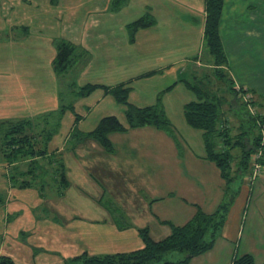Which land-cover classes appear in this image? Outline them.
I'll return each instance as SVG.
<instances>
[{"label":"rangeland","instance_id":"rangeland-1","mask_svg":"<svg viewBox=\"0 0 264 264\" xmlns=\"http://www.w3.org/2000/svg\"><path fill=\"white\" fill-rule=\"evenodd\" d=\"M82 1L85 2V0ZM165 1L167 5H171L172 3V0ZM184 1H186L185 3L187 5H191L188 2H193L195 0ZM203 1L205 3V0H202V2ZM259 1L261 2L260 10L258 12H255L256 7H253L251 10L248 9L246 16H242V18L240 19V22L242 23L236 25L234 24L235 30L237 31L234 32L235 35L232 36V39L226 38L225 41L228 42L227 45L229 50L227 51L229 57V75L234 79L236 88L244 86L246 87L244 83L247 81L250 85H252L250 86L251 89L263 87L260 90L264 92V0H258L257 2ZM13 2H23L24 4L30 2V4H32V2L34 1L0 0V18L3 17V20L6 17L8 18V15H10L12 12L11 9L13 8V6L11 7V5H13ZM36 2L42 3V20L49 19L48 14L44 13V11L53 10L51 8L54 7V11L57 13V11L55 10L56 6L54 5L56 4L54 3L55 1L40 0ZM238 2L239 6H243L244 9V6L249 2V0H238ZM80 3L81 0H60L58 4L60 5L59 7L65 6V8L69 10V15L66 17L67 19L64 20V24L62 27L66 30L65 32L68 33L71 37L79 35L78 33L76 34V32H78L80 27L76 25L77 22L74 21V17L77 15L76 11L79 10L78 7ZM85 6H83L82 9H85ZM99 7L102 8L101 5ZM146 10V7L136 6V8H134L133 12L130 15L123 14L121 16L122 24H125V22H131L139 18L146 12ZM252 10L253 13L251 12ZM226 15L227 9L224 12L225 17ZM51 16L52 13H50V21ZM84 16L85 15L80 13L78 15V19L80 20ZM108 17L109 16H105L104 19H107ZM243 18L247 19L245 23L242 21ZM185 19H187L186 16L184 17V20ZM103 23L107 25L111 22L110 20H105ZM2 25H4V21L0 24V101L2 99V95H9L12 97L14 94H16L18 95V99L19 101L21 100V102H19L17 99V103L16 101H13L15 104H12L5 102L4 99L0 102V108L7 107V110L16 112L23 107L26 100H30L32 93L27 89L29 86L36 84L38 78L41 79V85H50L49 80L46 79V72L44 71V68L48 67L46 65L47 62L45 61L46 55H44V52L47 51L46 49H42V55L40 56L41 69L39 71V74L34 64L36 62V58L35 56H33L30 47H25L24 49V53L26 54V56L24 57V63H19L18 65H16L15 63L12 64V59L10 58V56L14 55L15 52H13L12 49L8 48V45L12 41L13 38L11 36H14V33L11 32L10 28L6 29L2 27ZM7 25L8 23L5 24V27ZM94 25H98L97 22H94ZM94 25H89V30L86 31L89 35L93 33L92 36L90 35L85 38L86 43L88 44L89 51H85L83 47L81 48L78 46V54H81V56L78 55L74 64H72L71 67H69L66 71L62 72L59 75L57 74L58 79L55 82L57 94L58 96H60V100H58V102H60L62 106H68L71 103H74L73 105L76 107V112L83 116V119L79 124V129L84 132L92 130L97 125L99 120L107 115H115L124 125H127L125 106L117 103L112 97H110L112 103L111 105H108L105 102L97 106V100L101 96V91L94 93L89 98L83 99H78L75 95L80 86L85 85L88 82L97 81V79L94 78L96 73L95 68L98 65L104 64L105 61L112 62V56L108 54L107 47L105 43H103L104 39H101V41L98 42V37H96V32H94L93 28ZM49 28L50 27L46 28L45 31H49ZM168 28L170 29V27ZM57 31L58 30H55V28L53 27V30H51L50 32L56 34ZM147 31H149L150 37L140 36L139 44L133 43V45L130 44L129 46V51L131 52L132 57L127 58L132 60L130 61V63L137 64V68L131 70L130 74H137L146 70L157 69L161 66H164V64L166 63L178 61L179 63H177V65L181 68V70L186 71L185 77L187 79L193 80L194 74L198 71V73L195 75L198 76L199 74V79L203 78L204 80H206L205 83H207L212 90L221 93L225 92V94H227L228 86H225L227 85L226 82H223L216 78L212 68L206 63L208 59L210 60L212 58L207 51H204V54L196 51V54L199 53L198 60H200L197 63L191 59L193 55L187 54L190 50L186 52L180 50L178 53L172 52L169 55L163 56V60H160L156 54H151L152 51L158 50L159 48L161 49L162 44L166 42L163 39V34L160 31V27L153 26L151 28H148ZM191 32H193L192 36ZM118 33L121 34L123 38L127 37V31L125 28L119 30ZM146 34H148V32H145L144 35ZM184 35L185 39L187 38L190 42V45L187 46L191 50L196 49V46L193 45V43L196 41V31L190 28L185 31ZM224 36L226 37V35ZM101 43L103 44L100 46L97 45ZM94 45L98 46L99 51L94 49ZM167 46L170 49L177 50L179 46H182V40L176 37L174 41L170 40L169 45ZM83 52L87 53L85 54ZM102 52L104 53V57ZM90 53L92 56L90 55ZM183 55L184 57H182ZM121 56L122 59L125 60L123 53L121 54ZM92 57L94 58V60ZM88 63L95 64L93 65V69L91 71L83 75V68L86 67ZM3 71L5 73H3ZM204 73L207 76H203ZM158 79H160L159 76L150 79L143 78L141 80H138L134 83L136 87V93H144L146 85L151 88L152 93L155 90L161 88V81H158ZM174 80L175 79H172L171 76H166L163 79V85L172 84L173 82H175ZM179 87L180 88L178 90H175L172 93L175 104L172 108H169L170 119L174 125V129L176 135L180 140V143L185 145L186 147L191 146V149L194 150L197 155L202 156L206 152L203 142V131L194 129L190 125H188L184 117V107H182L183 102H186L185 104H187L192 99H196V96L189 89L185 88L183 84H180ZM180 89H184L185 94L178 95ZM256 91L258 92V90ZM188 93L190 97H188ZM251 94L249 93L252 98L253 94ZM258 94L260 95H256L258 103H263L264 105V94L260 92H258ZM228 96L231 101H235V96L233 94L228 93ZM225 109L227 110L231 127L234 133H236V131L239 130L240 125L239 118L233 112H231V110H229L227 105L225 106ZM69 110L70 109H67L66 111L65 117L62 121V126L58 127L57 129V131H60L57 134L58 136H55V140L50 143L52 148L58 146L61 136H66V134H68L70 129L73 127L75 115ZM46 114L47 112H44L28 117L0 120V194L4 196L5 203H9L8 207L10 211L13 212L17 209L21 212L25 211L22 218L18 217V215L13 214L14 216L11 215L8 216V218H5L6 222H4L3 219H0V232L6 230V223H9L8 228L13 234H8L13 236H11V238L9 239L11 240V243H15L18 245L20 244L22 247H24V249L20 251L21 255H19V257L22 258L21 260L26 259L28 261L27 264H63L62 262L65 257H73L76 254H80L84 250H87L90 253L97 254L130 250L126 247L128 245V239L130 234L132 233V230H129L127 232H120L116 228H113V226L105 223L103 220H105L106 216L98 212L95 203L91 198H89V195L81 192V190L78 189L77 185L81 184L78 183L80 181L82 182L81 186L88 192H94L91 190V188L93 189L95 185H93L90 180L86 181V179L82 176V172H80V169L77 166L78 164L74 162L75 159L72 154H69L65 157V162L68 167V174L66 169V175L69 176L68 179L72 182L70 188L65 191V198L60 196L58 193V182L56 179L58 177V165L47 162L45 158H36V160H32L30 156H24L20 154L14 161H8L9 159L6 155L7 153H9V150H7L6 142L10 128L15 125L13 123L22 119H29L31 121L30 129L32 130H35L37 132L54 131L53 128H55L56 120H54V117H51V115ZM146 131L162 130H158L151 126H146L129 130L128 135L131 139V142H136V145L140 144V147H145L147 143L152 144V147L145 153V155L144 151L148 149L149 145L146 149H139L133 154H135L136 156V168L141 170L144 169L149 172L148 175L143 178L144 189L143 191H141V193H143L146 198H151L152 196L156 198L164 197V199L159 200L161 201V204L160 207L157 208L158 212L161 214L160 217L171 220L177 225L185 223L196 210L195 206H193L192 204L190 205L186 200L188 198H196V201H198V196H200V201L198 202V204H200V206L206 211H213L217 206V202H222V191L218 196V190L224 183V180L220 176V170L215 165V163L207 161L195 165V168L202 170L201 173L192 174L189 176V179L194 183V185L196 184L201 190V193H199L198 191V194L196 195L193 188L191 189V186H196H194L188 178L187 180L189 183L185 182V180L181 181L180 178H178L179 180L176 178L175 181L172 182L173 180H167L166 176L162 174L163 166L164 168H166L167 163L173 161V163H169L168 167V170H171L175 168V163L177 161L172 157L171 151L164 150V146H161L159 144L153 145V139L146 135L148 134L146 133ZM47 137L48 135L46 132L40 135L38 140V148L44 147ZM76 138L77 137H75L73 140L75 143ZM117 146H119L118 143ZM165 158H167L168 162H161L164 161ZM263 159L264 155L262 156L261 160ZM261 160L260 163L264 166ZM186 162L188 163V161ZM76 167L77 170L81 173L80 174L77 171L79 173V177L77 176L78 180L75 178L76 175L74 176ZM93 172L106 191L104 201L108 202L110 199H113V202L123 211L125 210V206L126 208H133L134 212L132 213H135V218H137L134 223L136 222L138 226H149L150 228H152L151 231L153 232L154 238H159L162 236L161 233L158 232L159 228L157 227H159L160 224L155 220V217L153 218L151 216L149 210H147V207H145L144 209L140 207L142 200L140 199L141 195L139 194V189L142 185L139 183V181L136 183L137 187L135 185L129 186L130 184L127 183L120 184L117 181L123 179L125 182H127V179L122 175L117 176L116 173H112L115 176L110 178H113L114 180L117 179V184L115 185V187L112 185L113 189L109 190L107 184L104 183L105 178L100 177L97 171L94 170ZM175 172L176 169L173 172L172 177H174ZM251 174V172L248 173V177H250ZM247 175L245 176V178L247 177ZM41 182L46 183V186L43 190L44 196H42V194L40 193V190L42 188L40 186ZM26 183L32 186L20 187V185ZM243 183L244 180L242 181L240 179H236L233 185L235 188L240 189L242 188ZM118 184L121 186V189H118ZM187 184L189 185L187 186ZM128 186L132 187V190H127ZM134 187L137 189V192L133 190ZM206 188L207 190L209 189L208 192L206 191ZM20 189H23L24 192ZM170 192H175L176 195L170 197ZM113 193H115L121 200H116ZM119 201L121 202V204H119ZM249 203L251 205V210L254 207L256 208V210L264 209V192H262V194L257 198L255 193L253 199H251ZM5 207L6 206H0V214L1 210ZM134 208L137 209L134 210ZM154 211H156L155 206ZM140 212L145 213L144 218L142 217V215H140ZM2 214H4L5 216L6 211ZM140 218L141 220H139ZM258 218L259 217L257 216L256 219ZM14 228H20V230L23 231H21L19 234H16ZM168 229L170 228L168 227ZM85 234H88L89 236L86 237ZM135 235V240L131 242L135 243V245L133 246L138 245L136 242L139 240L138 234L136 233ZM82 237L84 239V243L89 245L87 249L84 247ZM21 241H25L26 244L31 247V250ZM23 253L26 256L23 257ZM183 257L184 253L179 251H171L165 255V259L173 261H178ZM29 258L31 260H29ZM21 262L23 263V261Z\"/></svg>","mask_w":264,"mask_h":264},{"label":"crops","instance_id":"crops-1","mask_svg":"<svg viewBox=\"0 0 264 264\" xmlns=\"http://www.w3.org/2000/svg\"><path fill=\"white\" fill-rule=\"evenodd\" d=\"M33 1L34 2H32V4H30V2L27 4H24L23 2L22 3L13 2V5H11V7L13 6V8L11 9L12 10L11 14L8 15V18L6 17L4 20L3 17L0 18V24L1 22L4 21V25H2V27L6 29L10 28L11 32L14 33V36H11L13 39L8 45V48L12 49L13 52H15L14 55L10 56V58L12 59L11 62L12 64L15 63L16 65H18L19 63L20 64L24 63L25 62L24 57L26 56V54L24 53V49L25 47L27 48L30 47L33 56H35L36 58V62L34 64L39 74L40 73L39 71L41 69L40 56L42 55V49L43 50L46 49L47 52H44V55H46L45 61L47 62L46 65L48 67L44 68L45 69L44 71L46 72V79L49 80L50 85L48 84L41 85L42 84V82H40L41 79L37 77L38 79L36 84L29 86L27 89L32 93V96L30 97V100H26L23 107L19 109V111L21 112L19 111L11 112L12 110L11 111L7 110L6 109L7 107L0 108V120L17 119L21 117H28L35 114L37 115L44 112L45 113L52 112L58 110L62 106V104L58 102V100H60V96H58L57 94L56 83H55L58 79V75L56 74L52 66V61L56 55L55 43L58 39L70 40L71 42L75 43L77 46L81 48L83 47L85 51L86 50L89 51L88 44L86 43L85 38L90 35L92 36L93 33L89 35L88 32L86 31L89 30V25H94V22H97L98 24L96 26L95 25L93 26L94 32H96V37H98L97 38L98 42H100L101 39L102 40L104 39L103 43H105L107 47L108 54L112 56V62L105 61L104 64L98 65L95 68L96 73L94 78L97 79V81L88 82V83H94L100 85L103 84L107 86H116L121 83H128L132 86V91L130 92V96H129V100L132 103L141 107L155 104L157 102L158 94L168 86L175 84L179 76L180 75L182 76L181 71L184 72L185 70H181V68L177 65V63L179 62L174 61V62L166 63L164 64V66H161L157 69H150L143 72H139L137 74H130L131 70L137 68V64L130 63V61L132 60L127 58V57H132L131 52L129 51V46L130 44L133 45V43H131L129 40V34L127 30V24H129L130 22H125V24H122L121 16L123 14L130 15L133 12L134 8H136V6L146 7L147 10L151 8L152 12L154 11V14L156 15L157 24L155 26L160 27V31L163 34V39L166 42H164L162 46L160 45L161 46V49L159 48L160 50L158 49L152 51L151 54L154 55L156 54L160 60H163V56L169 55L172 52L178 53L180 50L184 52L190 50L187 54L195 55L196 51L200 52L202 47V40H203L202 37H203L204 23L206 17L205 4L204 1L202 2V0H195L193 2L189 1L188 3H190L191 5H187L185 3L186 1L184 0H172L171 5H167L165 0H164L165 2L163 0H128V2L118 11L111 10L113 0H85V2L81 0V3L78 7L79 10L76 11L77 15L74 17L75 19L74 21L77 22L76 25L80 27L78 32H76V34L78 33L79 35H76L75 37L69 36V34L65 32L66 30L63 29L62 27L64 24V20H66L67 19L66 17L69 15L68 14L69 10H67L65 6L59 7L60 5L58 4L60 0H56L54 2L56 3L54 5L56 6L55 10L57 11V13L54 11V7L51 8L53 10L44 11V13H47L49 16L48 17L49 19L46 20L41 19L42 3L36 2L40 0H36V1L33 0ZM257 1L258 0H249V2L244 6L243 9V6H239L238 0H225L220 32L226 51L229 50L227 45L228 42L225 40L226 38L232 39V36L235 35L234 32H237L235 30V25L242 23L240 22L242 16H246L248 9L251 10L253 7H256L255 12H258L260 10L261 2L260 1L257 2ZM100 5L102 6V8L99 7ZM83 6H85L84 7L85 9H82ZM226 9H227V15L225 17L224 12ZM251 12L253 13V10ZM50 13H52L51 21H50ZM80 13H82L85 16L79 20L78 15ZM105 16H109V17L107 19H104ZM185 16L187 17V19L184 20ZM105 20H110L111 23L105 25L103 23ZM242 21L245 23L247 19L243 18ZM6 23H8V25L5 27ZM48 27H50L49 28L50 30L46 32L45 29ZM53 27L55 28V30L59 31V34L58 31L56 32V34L50 32L51 30H53ZM168 27H170V29ZM122 28H125L127 31L126 38L125 37L123 38L121 34L118 33V31L121 30ZM190 28L196 31V41L193 43V45L196 46V49L194 50H191L187 46L190 45V42L187 38L185 39V35H184L185 31ZM147 30L148 29H142L141 32L140 31L138 32L135 43L139 44L140 36L150 37V33ZM145 32H148V34L144 35ZM192 35L193 32H191V36ZM224 35H226V37ZM176 37L182 40V46H179L177 50L170 49L167 45H169L170 40L174 41ZM103 43L97 45L100 46ZM98 46L94 45V49H96L97 51H99ZM83 53L86 54L87 52H83ZM122 53L125 60L122 59L121 56ZM102 54L104 57L103 52ZM182 57H184V55ZM94 64L88 63L86 67L83 68L82 71V73H84L83 75L91 71L93 69ZM154 70L156 71L162 70V72L157 73L153 76L146 75ZM3 73L5 72L3 71ZM157 76L160 77L158 81H161V85H162L161 88L155 90L152 93L151 88L146 85L144 89V93L142 94L136 93V87L134 84L135 82L143 78L150 79ZM166 76H171L172 79H175L174 80L175 82L169 85L167 84L163 85L164 83L163 79ZM180 84L184 85V83L179 82L174 86L172 90L165 92V94L163 95L162 103L165 106V109L169 117H170L169 108H172L175 104L172 93L180 88L179 87ZM244 85H246V87L249 88L250 86H252L247 81L244 83ZM253 86H258V85H253ZM262 88L263 87L254 88V89L264 94V92L260 90ZM99 91H101V96L97 100L98 101L97 106L105 102L108 105H111L112 103L110 97L112 96L106 94L103 89H97L87 97H81V98H78L77 96L76 97L78 99L89 98L94 93ZM179 94H185L184 89H180L178 95ZM188 97H190L189 93H188ZM4 99L5 102L8 103L13 104L14 103L13 101H16L17 103L18 95L14 94L12 97L9 95L8 96L2 95L1 101ZM19 102H21V100ZM185 103L186 102L182 103L183 105L182 107H184ZM74 110L75 113L79 115L80 121L77 122L75 116L73 127L70 129L68 134H66V136H61L58 146L52 148L50 143L55 140V138L58 136L57 134L60 131L54 134L52 140L48 144L47 156L45 155L43 158H45L49 163L52 164L54 163V165H57L56 163L59 161L62 162L65 166V169H67V174H68V167L65 162V157L69 154H72V156L75 159L74 162L78 164L77 166L79 167L80 172H82V176L86 179V181L90 180L93 183V185H95L93 189L91 188V190L94 192H88L86 189H84L81 186L82 185L81 181L78 182L81 184L77 185V187L79 190H81V192L89 195V198H91L95 203L98 212L106 216L105 220L103 221L108 225L113 226V228H116L120 232H127L129 230H132L126 248H129L130 250H134V249L142 248L144 246L142 238L138 233V228L142 226H138L136 222L134 223V221H136L137 218H135L136 214L132 213L134 212L133 208L128 207L129 208L128 209L125 206L124 208L125 210L123 211L120 209L119 206H117L113 202L114 201L113 199H110L108 202L104 201L106 191L104 190L97 176H95V173L93 172L94 170L97 171L100 177L105 178L104 183L107 184L109 190H112L113 186L115 187L117 182L120 184L127 183L130 184L129 186L135 185L137 187L136 183L139 181V183L142 185L141 188L139 189L140 190L139 194L141 195L140 199L142 200L140 207H142L143 209L147 207V210H149L151 216L153 218L155 217V220L160 224L159 227L157 228H159L158 232L161 233L162 235L161 237H164L167 234H169L170 233V229H168L169 226L161 222L163 220H168V219L161 218L160 217L161 214L157 210V208H159L161 204V201L159 200L164 199V197L156 198L152 196L151 198H146L143 195V193H141V191H143L144 189L143 178H145L149 172L144 169L142 170L138 169L136 168L135 165L136 156L133 153L137 152L139 149H146L147 146L149 145L148 149L144 151V155H145V153L152 147V144L147 143L145 147H140V144L136 145V142L132 143L128 135L129 132H124V133L117 132L111 135L115 147L113 152L106 151L102 146H100L93 139L90 138H86V139L83 137H81L80 139L76 138V143H75L73 141L74 137H72V134L74 132L73 130L75 129V126L79 128V124L82 121L83 116L80 115L78 112H76L75 106H74ZM69 111L72 112L71 110ZM62 121L60 126H62ZM79 131L83 134L89 132V131L84 132L81 129H79ZM146 133H145L146 135H148L150 138L153 139V143H154L153 145L159 144L161 146H164L165 147L164 150L171 151L172 157L177 161L175 163V168L171 170H168V167H169V163H173V161L167 163L168 162L167 158H165L164 161H161L167 163L166 168H164L163 166V170H162V174L166 176L167 180H171V181L173 180L172 182H174L176 178L177 179L180 178L181 181L185 180V182L189 183L187 178L189 179L190 175L202 172V170L195 168V165L209 161L208 159L205 158L206 152L202 156L197 155L196 152L191 149V146L186 147L185 145L180 143V140L178 145V143L165 131H146ZM117 143L119 144V146H117ZM186 161H188V163ZM175 169H176L175 175L174 177H172V174L175 171ZM263 170H264V166L258 178H254L251 180L248 177V175L246 178H244V183L242 186L243 189L240 188V193L236 197V200L229 211L228 218L223 226L221 235L217 238L214 247L211 250L194 257L189 264H232L235 258L246 253H251L254 256L257 264L264 263V209L256 210V208L254 207L251 210V205L249 203L250 200L253 199L255 193L257 198L259 195L262 194V192H264ZM77 171L78 170L76 167L74 176L76 175L75 178L78 180L77 176L79 177L80 172L78 171L79 172L78 173ZM109 172L111 174L116 173L117 176H121V175L124 176L127 179V182H125L123 179H120L119 181L116 182L117 179L114 180L113 178H110L115 175L114 174L111 175ZM68 177L69 176L67 175V178ZM189 181L194 185V183L190 179ZM69 182L71 186L72 182L71 181ZM188 185L189 184H187V186ZM70 186L68 188H70ZM118 186H119L118 189H121V186L119 184ZM129 186L127 187V190L132 188ZM194 186L196 187L191 186V189L193 188L196 195L198 194V191L199 193H201L199 187L196 184ZM57 187H58L59 195L65 198V191L68 188L63 190L62 194H60L58 183H57ZM224 187H225V181L222 187H220V189L218 190V196L220 195L221 191L223 196ZM133 190L137 192V189L135 187ZM208 190L206 188L207 192ZM113 195L116 198V200L118 199L121 200L120 198H118V196L115 193H113ZM169 195L170 197H173L176 194L175 192L173 193L170 192ZM100 199L104 201L103 202L104 205L100 203L99 201ZM186 201L187 203H189L190 205L192 204L193 206L194 204L200 205L198 204V202L200 201V196H198V201H196V198H190V199L188 198ZM109 202H111V204H108ZM8 204L9 203L7 202V204L5 203L4 205H1L6 207L1 210L0 219H3L4 222H6L5 218L6 217L8 218V216H11L13 214L18 215V217L21 218L23 217L25 211L21 212L20 210L17 209L16 211L12 212L10 211ZM119 204H121L120 201ZM218 204L219 203L217 202L216 205ZM154 206L156 208V211H154ZM136 209L137 208H134V210ZM5 211H6V215L4 216V214L2 213H5ZM145 213L140 212V215H142V217L144 218ZM122 214L124 215L122 219L123 222H121L120 220V216ZM257 216L259 217L258 219H256ZM139 220H141V218ZM8 225L9 223H6V227H7L6 230L0 232V254L9 255V256L11 255L12 258L17 263L27 264L28 261L26 259L21 260L22 258L19 257V255H21L20 251H22L24 247H22L20 244L19 246L18 244L11 243V240L9 239L13 234L10 232L11 230L8 228ZM18 229L20 230V228H14L16 234H19L21 231H23V230L19 231ZM151 230L152 228H150V231ZM135 232L138 234L139 240L136 242L138 245L133 246L135 245V243H131V242L135 240V236H136ZM8 234H12V235H8ZM151 235L154 238L152 231H151ZM85 236L87 237L89 235L85 234ZM83 240L84 239L82 237V241ZM23 243L31 250V247L28 244H26L25 241ZM84 247L87 249L89 245L84 243ZM22 256L24 257L26 255H24L23 253ZM30 258L29 260H31ZM21 261H23V263Z\"/></svg>","mask_w":264,"mask_h":264},{"label":"trees","instance_id":"trees-1","mask_svg":"<svg viewBox=\"0 0 264 264\" xmlns=\"http://www.w3.org/2000/svg\"><path fill=\"white\" fill-rule=\"evenodd\" d=\"M127 2L128 0H113L111 10L118 11ZM204 4L206 17L202 47L199 53L204 54V51H207L211 55L212 58L208 59L206 63L212 68L216 78L226 82L227 85L225 86H228L227 94L212 90L205 83L206 80L199 79V74L198 76L195 75L198 71L197 73L194 72L193 80L185 77L186 71H181L182 76H179L175 84L168 86L158 94L155 104L143 107L130 102L129 96L132 86L128 83H121L116 86L87 83L79 87L75 93L76 96L78 98L87 97L95 90L103 89L117 103L125 106L127 125H124L117 116L109 115L101 118L92 130L84 134L75 126L72 137L93 139L106 151L113 152L115 147L111 138L112 134L151 126L165 131L179 145V138L162 103V98L165 92L172 90L177 83L182 82L196 96V99H192L184 106L185 120L192 128L203 131L202 135L206 149L205 158L215 163L220 170L222 179L225 181L222 202L210 212L204 210L200 205L194 204L196 210L193 215L181 225L169 220L161 221L170 227V233L162 238H153L148 226L138 228V233L144 243L142 248L98 254L85 250L76 256L65 258L63 264H189L194 257L211 250L217 238L221 235L229 211L240 193V189L235 188L233 183L236 179L243 181L245 176L251 172L252 157L261 145L264 131V105L258 103L256 95L259 94L256 90L249 87L236 88L234 79L229 75V57L220 32L225 0H205ZM156 24V15L149 8L142 16L127 24L130 42H136L140 30L151 28ZM199 53L191 58L196 63L200 61L198 60ZM78 55L81 56V54H78L77 45L65 39L58 40L56 55L52 62L56 74L59 75L71 67ZM160 72L162 70H154L146 75L153 76ZM203 76L207 75L204 73ZM228 93L235 96V101L229 99ZM249 93L253 94H251L252 98ZM226 105L239 118L240 125L236 133L231 127L225 109ZM67 109L75 114L77 122L80 121L73 104L61 106L58 110L46 114L51 115L56 120L54 131L37 132L32 130L30 129L31 121L29 119H22L13 123L15 125L10 128L6 142L7 150H9L6 155L8 161H14L19 154L30 156L32 160L47 156L48 144L54 134L58 132L57 129L60 127ZM45 132L48 135L45 145L43 148H38L39 137ZM261 162L264 164V159ZM56 164L58 165V177L56 179L60 194H62L63 190L70 186V182L64 164L60 161ZM30 186L32 185L28 183L20 185V187ZM40 186L42 187L41 190L39 189L40 193L44 196L43 190L46 183L41 182ZM99 201L104 205L102 199ZM4 204L5 198L0 194V206ZM108 204H111V202ZM123 217L122 214L120 216L121 222H123ZM171 251L182 252L184 257L178 261L165 259V255ZM0 264L19 263L9 255L0 254ZM232 264L257 263L251 253H246L235 258Z\"/></svg>","mask_w":264,"mask_h":264},{"label":"built area","instance_id":"built-area-1","mask_svg":"<svg viewBox=\"0 0 264 264\" xmlns=\"http://www.w3.org/2000/svg\"><path fill=\"white\" fill-rule=\"evenodd\" d=\"M263 155H264V131L262 133L260 148L252 157V171H251L252 174L249 177L251 180L254 178H258L260 173L262 172V165L260 163V160Z\"/></svg>","mask_w":264,"mask_h":264},{"label":"bare ground","instance_id":"bare-ground-1","mask_svg":"<svg viewBox=\"0 0 264 264\" xmlns=\"http://www.w3.org/2000/svg\"><path fill=\"white\" fill-rule=\"evenodd\" d=\"M262 168H263V165H262Z\"/></svg>","mask_w":264,"mask_h":264}]
</instances>
